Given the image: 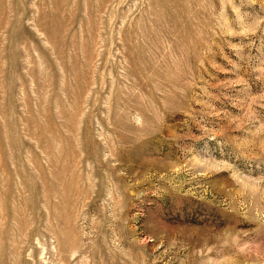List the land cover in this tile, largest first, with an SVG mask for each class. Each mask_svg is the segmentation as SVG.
<instances>
[{
	"label": "rangeland",
	"instance_id": "rangeland-1",
	"mask_svg": "<svg viewBox=\"0 0 264 264\" xmlns=\"http://www.w3.org/2000/svg\"><path fill=\"white\" fill-rule=\"evenodd\" d=\"M0 264H264V0H0Z\"/></svg>",
	"mask_w": 264,
	"mask_h": 264
}]
</instances>
